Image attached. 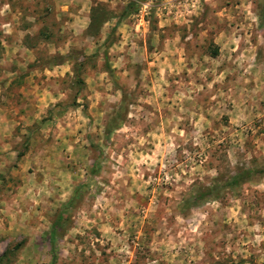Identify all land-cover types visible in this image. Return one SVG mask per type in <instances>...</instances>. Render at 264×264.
I'll return each mask as SVG.
<instances>
[{"label":"rangeland","instance_id":"1","mask_svg":"<svg viewBox=\"0 0 264 264\" xmlns=\"http://www.w3.org/2000/svg\"><path fill=\"white\" fill-rule=\"evenodd\" d=\"M263 164L264 0H0V264H264Z\"/></svg>","mask_w":264,"mask_h":264},{"label":"trees","instance_id":"2","mask_svg":"<svg viewBox=\"0 0 264 264\" xmlns=\"http://www.w3.org/2000/svg\"><path fill=\"white\" fill-rule=\"evenodd\" d=\"M134 7H135V2H129L124 7V9L122 11V15L128 14L130 11H132L134 9ZM104 19H107V18H104ZM102 23H103V21H100V24H102ZM78 57L83 58L82 55L76 56V58H73L72 54H69L65 57V60L69 61L71 63V73H72V78H73L72 84L74 86L81 85L80 73H81V69H82V62L79 61ZM55 59H58V61H60L63 58H61V57L53 58V62H52L53 65H56L57 63H59V62H56L57 60H55ZM104 62H105V69L109 73L110 70H109V67L107 66L106 60H104ZM262 175H264V164L261 165L260 167L254 168L252 170L240 171V172L234 174L233 176L229 177L220 186H217V184H212L211 186H209L207 188H203L202 190L195 192L194 198H192L191 201L187 200L185 202L186 203L185 205L187 207H191L195 203V201H197V200L204 199L207 196H214L222 189H235V188L239 187L245 181H248L255 176H262ZM60 221H61V215L59 214L57 216L55 222L52 224V228H51L52 232L51 233H53L54 230L60 225ZM50 237L52 238V234H50ZM53 249H54L53 246H51V251ZM52 259L54 260V255L52 256ZM53 260H52L51 264L53 263Z\"/></svg>","mask_w":264,"mask_h":264},{"label":"built area","instance_id":"3","mask_svg":"<svg viewBox=\"0 0 264 264\" xmlns=\"http://www.w3.org/2000/svg\"><path fill=\"white\" fill-rule=\"evenodd\" d=\"M141 8H146L145 6H143V5H141ZM144 14H146V13H144Z\"/></svg>","mask_w":264,"mask_h":264}]
</instances>
